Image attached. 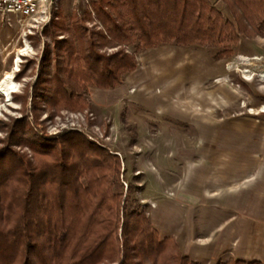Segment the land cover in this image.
<instances>
[{
  "label": "rangeland",
  "instance_id": "374dc122",
  "mask_svg": "<svg viewBox=\"0 0 264 264\" xmlns=\"http://www.w3.org/2000/svg\"><path fill=\"white\" fill-rule=\"evenodd\" d=\"M96 1L54 0L42 23L0 16V84L10 73L15 85L9 99L0 92V150L15 132L13 124L23 119L29 128L20 136L31 143L57 146L63 136L79 134L119 159L118 181H110L116 182L113 192L123 201L130 190L128 208L143 211L161 240L173 238L181 254L198 264L240 261L230 238L205 257H188L187 222L192 208L202 204L198 214L207 230L225 220L219 229L224 235L247 222L264 226V26L258 25L261 35L237 31L239 39L224 57L209 45L165 44L139 52L123 46L136 68L117 86H85L76 93L81 102L71 109L49 104L42 95L52 84H39L44 62L50 77L56 58L65 57L55 49V38L75 41L73 33H54L52 23L70 28L76 18L88 39L95 32L106 36L92 8ZM209 3L236 27L222 0ZM120 48L99 52L111 55ZM11 148L35 159L26 145ZM195 187L209 199L198 198ZM257 237L264 259V229Z\"/></svg>",
  "mask_w": 264,
  "mask_h": 264
},
{
  "label": "trees",
  "instance_id": "16d2710c",
  "mask_svg": "<svg viewBox=\"0 0 264 264\" xmlns=\"http://www.w3.org/2000/svg\"><path fill=\"white\" fill-rule=\"evenodd\" d=\"M222 2L236 27L209 0H97L92 8L106 36L95 32L91 40L76 18L70 28L52 23L54 33H73L75 41L55 38V49L65 57L56 58L50 77L44 62L39 84L52 85L42 96L71 109L81 102L76 93L85 86H117L136 68L125 46L139 52L165 44L209 45L224 57L238 41L237 31L262 34L264 0ZM107 46L121 48L111 55L99 52ZM12 127L14 135L10 132L0 150V264H198L181 254L173 238L161 240L143 211L128 208L130 190L123 201L113 192L116 182L110 181H118L120 171L116 156L76 133L50 146L20 136L29 128L25 119ZM12 145L28 146L35 159Z\"/></svg>",
  "mask_w": 264,
  "mask_h": 264
},
{
  "label": "crops",
  "instance_id": "0c3cea01",
  "mask_svg": "<svg viewBox=\"0 0 264 264\" xmlns=\"http://www.w3.org/2000/svg\"><path fill=\"white\" fill-rule=\"evenodd\" d=\"M198 198H202L203 201L208 200L209 198L206 191H202L199 187L193 188ZM195 199V196H193ZM198 204V201L193 200L192 203ZM202 205V204H201ZM200 204L195 205L190 211L189 219L187 222V235H186V249L187 256L190 258H202L208 255L209 250L221 249L224 244H228V239L236 242L235 250H237V256L240 261L246 263L250 262H260L264 264V259L260 258L261 255L258 253V234L260 229H264L260 226V223L257 221L247 222L248 224L235 225L233 230L227 232V235L222 234L223 231H219L222 225L226 224L227 220L221 221L218 225L212 229L207 230L203 226V222L199 218V208ZM198 214V217H197ZM202 226L203 230L200 228ZM178 232V231H177ZM219 232L221 233L220 235ZM217 234V236L212 237V235ZM177 235L179 233H176ZM176 234H173L174 237H178ZM222 235V236H221ZM234 235V237H233ZM232 237L234 239H232ZM226 244V245H227ZM225 245V246H226ZM212 250V251H213ZM211 253V252H210Z\"/></svg>",
  "mask_w": 264,
  "mask_h": 264
},
{
  "label": "built area",
  "instance_id": "2783aa9c",
  "mask_svg": "<svg viewBox=\"0 0 264 264\" xmlns=\"http://www.w3.org/2000/svg\"><path fill=\"white\" fill-rule=\"evenodd\" d=\"M54 0H0V16L17 23H42L51 15Z\"/></svg>",
  "mask_w": 264,
  "mask_h": 264
},
{
  "label": "bare ground",
  "instance_id": "6f19581e",
  "mask_svg": "<svg viewBox=\"0 0 264 264\" xmlns=\"http://www.w3.org/2000/svg\"><path fill=\"white\" fill-rule=\"evenodd\" d=\"M5 85V88H1L2 85ZM15 87L14 81L11 80V74L6 73L4 79L2 80L0 84V92L3 97H6L7 99L10 98L11 93L13 94L15 91H13V88Z\"/></svg>",
  "mask_w": 264,
  "mask_h": 264
}]
</instances>
